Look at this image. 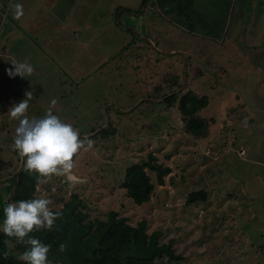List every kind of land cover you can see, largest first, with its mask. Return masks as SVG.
Wrapping results in <instances>:
<instances>
[{"label": "rangeland", "instance_id": "obj_1", "mask_svg": "<svg viewBox=\"0 0 264 264\" xmlns=\"http://www.w3.org/2000/svg\"><path fill=\"white\" fill-rule=\"evenodd\" d=\"M192 6L203 23L189 31L152 0H0V228L10 176L22 169L10 111L31 92L29 119L51 109L85 142L71 173L36 183L35 198L58 210L76 194L87 219L109 211L131 225L145 219L146 232L159 229L179 256L155 264H264V0ZM25 60L34 72L10 76ZM186 91L207 97L197 116L209 126L198 139L176 104L162 103ZM147 151L170 172L135 205L121 180ZM198 189L205 201L186 205Z\"/></svg>", "mask_w": 264, "mask_h": 264}, {"label": "trees", "instance_id": "obj_2", "mask_svg": "<svg viewBox=\"0 0 264 264\" xmlns=\"http://www.w3.org/2000/svg\"><path fill=\"white\" fill-rule=\"evenodd\" d=\"M154 1L157 7L165 10V15L168 13L174 15L189 31L203 23L200 14L193 9L192 0H152ZM195 15L196 18H193ZM217 19L218 17L213 18L211 24L217 26ZM209 35L216 36L206 34ZM162 103L167 107L176 104L186 133L195 139L206 135L209 122L197 116V112L207 104L205 95L199 96L190 91L179 95L170 93L164 96ZM98 134L105 137L107 129H100ZM24 163L25 158L22 169L15 177L9 202L35 198L33 191L38 177L35 173L28 172L24 168ZM147 170L152 172L154 181ZM169 172L170 167L167 164L158 161L155 154L147 151L125 167L121 187L133 204L142 205L148 202L155 185H163L164 176ZM70 195L73 202L65 201L60 209L53 210L61 212L62 215L55 221L51 230L40 229L30 233L32 238L50 246L49 263L58 261L59 264H155V260L161 258L171 261L179 259L170 248L169 241L166 243L158 241L161 233L159 229L146 232L145 219L131 225L125 217L118 216L115 211H109L104 220H90L79 207L81 200L76 194ZM205 195L202 189L193 190L185 197V204L205 201ZM7 242L14 244L12 250L7 249ZM63 243L67 248L61 252L59 246ZM28 247L18 242L16 238L7 237L0 230V264H25L19 259V254L28 250Z\"/></svg>", "mask_w": 264, "mask_h": 264}, {"label": "clouds", "instance_id": "obj_3", "mask_svg": "<svg viewBox=\"0 0 264 264\" xmlns=\"http://www.w3.org/2000/svg\"><path fill=\"white\" fill-rule=\"evenodd\" d=\"M23 16V5H14V18ZM9 71L10 76L31 75L33 66L27 61L14 63ZM25 99L11 108L10 116L19 121L15 129L14 148L22 158H25L24 168L35 173L37 183H47L53 176H65L74 167V156L84 147V140L79 131L70 123H66L49 109L43 118H31L26 115L29 101L33 98L31 92L25 93ZM57 103L56 99L51 105ZM87 143L91 145L92 141ZM74 178V177H73ZM53 201L45 197L9 202L3 209L4 219L2 232L7 237L16 238L18 242L29 246L28 250L19 254V259L25 264H49L50 246L39 239L32 238L30 233L40 229L51 230L55 221L62 215L50 207ZM61 244L59 250H66Z\"/></svg>", "mask_w": 264, "mask_h": 264}, {"label": "flooded vegetation", "instance_id": "obj_4", "mask_svg": "<svg viewBox=\"0 0 264 264\" xmlns=\"http://www.w3.org/2000/svg\"><path fill=\"white\" fill-rule=\"evenodd\" d=\"M23 159V158H22ZM22 166H23V164H22ZM22 166L20 167V169L22 168ZM16 172V171H15ZM13 173V174H11V176L10 177H12V180H11V182L9 183L10 184V191H9V195H8V200H10V194L12 193V191H13V189H14V185H15V175H16V173Z\"/></svg>", "mask_w": 264, "mask_h": 264}, {"label": "water", "instance_id": "obj_5", "mask_svg": "<svg viewBox=\"0 0 264 264\" xmlns=\"http://www.w3.org/2000/svg\"><path fill=\"white\" fill-rule=\"evenodd\" d=\"M22 164H23V159H22V157L19 155V168H18V169H20V167L22 166Z\"/></svg>", "mask_w": 264, "mask_h": 264}]
</instances>
